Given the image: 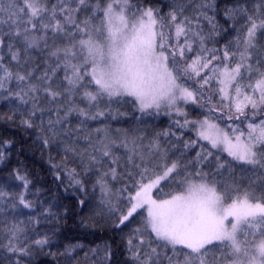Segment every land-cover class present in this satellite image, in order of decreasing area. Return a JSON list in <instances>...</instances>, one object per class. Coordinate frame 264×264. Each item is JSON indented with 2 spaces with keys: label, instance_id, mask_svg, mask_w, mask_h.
<instances>
[{
  "label": "snow or ice",
  "instance_id": "obj_1",
  "mask_svg": "<svg viewBox=\"0 0 264 264\" xmlns=\"http://www.w3.org/2000/svg\"><path fill=\"white\" fill-rule=\"evenodd\" d=\"M0 264H264V0H0Z\"/></svg>",
  "mask_w": 264,
  "mask_h": 264
},
{
  "label": "trees",
  "instance_id": "obj_2",
  "mask_svg": "<svg viewBox=\"0 0 264 264\" xmlns=\"http://www.w3.org/2000/svg\"><path fill=\"white\" fill-rule=\"evenodd\" d=\"M27 163L30 165L34 164L37 168L41 167L39 163V155L37 153V156L35 158H30V157H23Z\"/></svg>",
  "mask_w": 264,
  "mask_h": 264
}]
</instances>
